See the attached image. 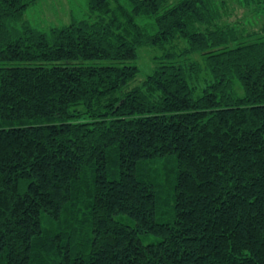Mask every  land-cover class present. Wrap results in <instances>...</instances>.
Wrapping results in <instances>:
<instances>
[{"label": "trees", "instance_id": "trees-1", "mask_svg": "<svg viewBox=\"0 0 264 264\" xmlns=\"http://www.w3.org/2000/svg\"><path fill=\"white\" fill-rule=\"evenodd\" d=\"M35 1L0 0V264H264V0Z\"/></svg>", "mask_w": 264, "mask_h": 264}, {"label": "rangeland", "instance_id": "rangeland-1", "mask_svg": "<svg viewBox=\"0 0 264 264\" xmlns=\"http://www.w3.org/2000/svg\"><path fill=\"white\" fill-rule=\"evenodd\" d=\"M74 3L77 7H82L84 5V0H36L32 3L27 9L24 19L29 20L32 24H41L44 26L51 25H59L61 23L67 22V18H65V13H67L68 3ZM235 4V3H233ZM236 5V4H235ZM242 8H238L237 11L231 16V20L235 18H241L244 16ZM264 21V17H261L257 22H255L254 27L256 29H260L262 26V22ZM176 47L178 50L184 47L182 41H178L176 43ZM157 52V49H153L151 47L141 46L137 50V58L135 60L136 65L138 66V73L134 81L131 82V86L138 84L142 81L145 76L150 73L153 69V63L151 61L152 53ZM198 56V55H196ZM195 58L197 59V57ZM117 219L122 222L133 224V220L128 216L122 214L117 215ZM141 240L143 243L155 242L158 240V237L154 234H144L141 235Z\"/></svg>", "mask_w": 264, "mask_h": 264}]
</instances>
